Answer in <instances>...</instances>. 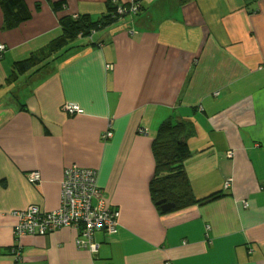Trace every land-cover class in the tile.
<instances>
[{
	"label": "crops",
	"instance_id": "0c3cea01",
	"mask_svg": "<svg viewBox=\"0 0 264 264\" xmlns=\"http://www.w3.org/2000/svg\"><path fill=\"white\" fill-rule=\"evenodd\" d=\"M24 1L32 15L11 29L0 7V264H264V0H138L136 14L9 81L15 61L60 34V17L129 0ZM170 116L194 126L183 161L194 194L221 196L161 213L151 144ZM71 164L94 168L104 205L120 211L116 231H96V252L78 250L69 226L14 234L16 210L59 206Z\"/></svg>",
	"mask_w": 264,
	"mask_h": 264
},
{
	"label": "trees",
	"instance_id": "16d2710c",
	"mask_svg": "<svg viewBox=\"0 0 264 264\" xmlns=\"http://www.w3.org/2000/svg\"><path fill=\"white\" fill-rule=\"evenodd\" d=\"M64 2L52 3L54 9H59ZM113 7L97 17L87 13L64 15L59 18L60 34L38 51L25 59L15 61L12 65V74L9 81L24 74L34 67L37 71L45 66L49 57L58 59L74 45L76 39L88 37L96 30L122 20L127 14L137 13L139 8L132 10V4L112 2ZM110 5V4H109ZM3 13V28L11 29L30 19L31 9L24 0H0ZM120 7V10L118 9ZM74 43V44H73ZM76 114V113H72ZM193 123L187 118H172L162 121L152 139V154L155 167L149 182V192L152 201L161 213L164 211L156 202L165 199L174 204L173 209L183 208L193 204H202L220 197V193L213 192L203 197L196 196L192 190L188 174L183 161L190 155L188 138L195 133ZM27 234V233H25Z\"/></svg>",
	"mask_w": 264,
	"mask_h": 264
},
{
	"label": "built area",
	"instance_id": "2783aa9c",
	"mask_svg": "<svg viewBox=\"0 0 264 264\" xmlns=\"http://www.w3.org/2000/svg\"><path fill=\"white\" fill-rule=\"evenodd\" d=\"M134 11L138 7V0H129ZM120 10V7L118 8ZM4 45L0 44V51ZM64 110L70 114L81 113V108L75 103H67ZM143 130V129H141ZM107 129L103 137H110ZM227 155H230L228 153ZM30 183H39L41 178L38 171L27 174ZM101 189L97 183V171L92 167L77 164L67 165L60 181L59 206L51 211H40L36 206H28L16 210L18 218L14 234L20 236L25 233L46 234L60 227H72L77 230L75 239L78 250L90 253L98 250V243L94 235L98 230L108 233L116 231L120 211L115 207H106L103 203Z\"/></svg>",
	"mask_w": 264,
	"mask_h": 264
},
{
	"label": "water",
	"instance_id": "95a60500",
	"mask_svg": "<svg viewBox=\"0 0 264 264\" xmlns=\"http://www.w3.org/2000/svg\"><path fill=\"white\" fill-rule=\"evenodd\" d=\"M156 203L160 204L161 209L164 211L169 210L174 206L172 202H167L165 199L158 200Z\"/></svg>",
	"mask_w": 264,
	"mask_h": 264
}]
</instances>
